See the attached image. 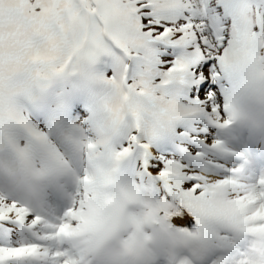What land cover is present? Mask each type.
<instances>
[{
	"label": "snow or ice",
	"instance_id": "6c2138e0",
	"mask_svg": "<svg viewBox=\"0 0 264 264\" xmlns=\"http://www.w3.org/2000/svg\"><path fill=\"white\" fill-rule=\"evenodd\" d=\"M91 67L107 72L102 132H84L82 174L47 214L0 187V264H136L193 223L218 250L194 260L264 264V172L221 138L264 126L249 107L264 104V0H0V106L65 113V82ZM20 119L31 162L48 134Z\"/></svg>",
	"mask_w": 264,
	"mask_h": 264
},
{
	"label": "clouds",
	"instance_id": "9594fccd",
	"mask_svg": "<svg viewBox=\"0 0 264 264\" xmlns=\"http://www.w3.org/2000/svg\"><path fill=\"white\" fill-rule=\"evenodd\" d=\"M107 78V72L99 67H91L80 75L65 82L64 87L71 92L72 99L84 92L92 94L94 103H99L108 93L109 87L100 77ZM17 78L14 83H19ZM254 113L264 111V104L253 98L249 104ZM29 114H31L29 116ZM20 117H28L40 130L48 134L50 147L40 148L33 144L31 162L22 158L21 150L32 143L28 130ZM83 120H73L68 112L54 113L47 108L33 106L23 96L12 98L0 106V187H12L15 194L30 203L42 215L47 214V206L54 205L61 195L57 184L65 179L73 182L76 176L82 174L79 167L84 159L81 145L84 143V132L96 139L88 129V125L80 126ZM255 134L264 135V126L245 127ZM55 153H59L61 159ZM48 169V175H40L39 169ZM223 230V225H214ZM190 240L187 242H161L149 245L154 255L147 259H139L136 264H181L184 259L193 260V264H205L202 260H194L192 253L206 254L218 251L217 242L201 239V232L196 224L189 228ZM221 264L227 252L218 254Z\"/></svg>",
	"mask_w": 264,
	"mask_h": 264
},
{
	"label": "bare ground",
	"instance_id": "6f19581e",
	"mask_svg": "<svg viewBox=\"0 0 264 264\" xmlns=\"http://www.w3.org/2000/svg\"><path fill=\"white\" fill-rule=\"evenodd\" d=\"M88 123H89L90 128L93 130V132H95L96 129H94L92 121L90 120ZM232 133H234L233 138L232 139L228 138L226 142L229 144V146L233 150H238L239 152L244 150L245 154H250V163L260 161L258 158L262 160V155L260 153L259 155H257L259 140L256 139V137H252L249 134H247L246 136L248 140H246L245 138H242V136L239 138V135H241L242 133H245L244 128H241L240 126H234L232 129ZM254 139L256 140L257 144ZM259 172L262 173V171H259Z\"/></svg>",
	"mask_w": 264,
	"mask_h": 264
},
{
	"label": "rangeland",
	"instance_id": "374dc122",
	"mask_svg": "<svg viewBox=\"0 0 264 264\" xmlns=\"http://www.w3.org/2000/svg\"><path fill=\"white\" fill-rule=\"evenodd\" d=\"M76 119L77 120H84L86 121L85 117H82V116H76ZM264 168V160H261V161H258V162H254V163H249V166H248V171L254 175V176H258V174H256V170L257 169H262Z\"/></svg>",
	"mask_w": 264,
	"mask_h": 264
}]
</instances>
